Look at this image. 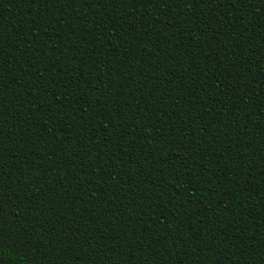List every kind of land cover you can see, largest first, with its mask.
Instances as JSON below:
<instances>
[{
    "label": "trees",
    "instance_id": "trees-1",
    "mask_svg": "<svg viewBox=\"0 0 264 264\" xmlns=\"http://www.w3.org/2000/svg\"><path fill=\"white\" fill-rule=\"evenodd\" d=\"M0 264H264V0H0Z\"/></svg>",
    "mask_w": 264,
    "mask_h": 264
}]
</instances>
